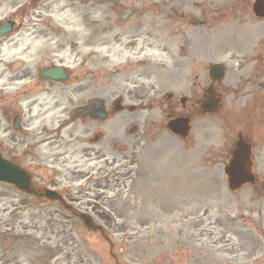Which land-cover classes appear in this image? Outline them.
<instances>
[{"label": "flooded vegetation", "instance_id": "flooded-vegetation-1", "mask_svg": "<svg viewBox=\"0 0 264 264\" xmlns=\"http://www.w3.org/2000/svg\"><path fill=\"white\" fill-rule=\"evenodd\" d=\"M58 1L62 2L60 7ZM74 1L85 6L95 3L29 0L26 4L25 0H0V15L13 11V20L19 25L17 39H11L16 31L0 37V48L17 47L19 56L0 57L1 70L7 75L5 87L9 89L7 94L0 92L5 148L10 153L17 152L13 158L29 176L31 195L70 209V217L79 214L73 207L93 189L100 193L93 192V199L100 200L109 191L119 194L127 179L148 183L151 174L143 169V160L150 158L146 150L159 129L170 133L166 124L174 118H189L192 125L202 112L203 100L210 96L219 99L218 113L223 108L224 95L231 92L229 84L213 81L210 75L217 51L210 34L217 17L210 8L202 7L203 2L190 1L188 7H197L193 13L191 8H183L181 0L164 2L161 9L159 4L153 7L152 1L136 7L133 3L115 5L112 0H101V8L80 9L72 6ZM76 14L81 28L74 30L67 17ZM258 54L244 63L258 59L264 73V56L259 58ZM74 61L81 65L80 70L71 65ZM54 66L63 68L61 77L52 79L40 73ZM260 78L253 66L246 71L250 93L243 96H250L247 103L255 94L264 92ZM101 98L103 111L91 102ZM33 105L43 107L41 116L45 111L61 109L58 124L55 126V120L51 124L43 121L39 128H32L31 119L38 115L27 114ZM122 111L132 112L133 119L106 128L107 120ZM101 113L107 118H102ZM256 117L259 116L254 115L253 120ZM16 118L18 127L14 129ZM254 135V131L243 132L249 141ZM42 143L53 146V155L38 158L41 154L37 147ZM72 143L73 151L80 152V158L85 160V173L78 169L79 158H71V166L66 164L69 155L65 156L63 147ZM44 158L52 161L51 169L37 164L46 162ZM57 170L67 174L70 171L67 180L77 181L79 175L86 179L80 187L69 190L61 187V179L55 176ZM47 189L60 191L63 198L48 199Z\"/></svg>", "mask_w": 264, "mask_h": 264}, {"label": "rangeland", "instance_id": "rangeland-1", "mask_svg": "<svg viewBox=\"0 0 264 264\" xmlns=\"http://www.w3.org/2000/svg\"><path fill=\"white\" fill-rule=\"evenodd\" d=\"M112 1L115 5L138 6L150 0ZM177 1L152 0L153 7L159 4L160 9L164 2ZM190 1L193 0H181L185 3L183 8H191L195 13V5L187 6ZM196 1L203 2L202 7L210 8L217 17L210 34L217 45L214 61L226 64L222 83L229 84L230 89H234L230 84H235L238 93L225 94V105L218 115H197L192 133L183 141L159 129L152 146L145 149L150 156L143 160V169L151 174L148 183L127 179L119 194L109 191L100 200L93 199L95 189L86 193L75 208L92 211L103 227L102 233L86 229L78 217H69L63 207L39 203L35 196L0 182V264H264V92L248 99L249 103H244L241 95L250 93L245 73L252 66L256 77L262 76L260 81L264 82L258 59L244 63L257 53L259 58L264 56V20L253 15L254 0ZM61 3L58 1L57 7ZM72 6L103 7L75 1ZM3 15L7 13L0 17ZM67 18L74 30L81 28L77 14ZM18 29L17 24L11 39H17ZM206 33L208 29L203 37ZM8 54L18 58V48H0V57ZM71 65L75 70L81 69L77 61ZM2 66L0 63V91L7 81ZM35 105L30 112L26 111L27 116L38 115L31 119L32 128H39L43 121L51 124L55 120V126L58 124L61 109L45 111V116H41L43 107ZM254 115L259 117L253 120ZM114 116L107 120L106 128L133 119L132 112L122 111ZM1 118L0 115V149L7 150L2 126L5 122ZM239 131L255 133V181L231 191L223 165ZM74 144L59 151L69 155L68 166L72 165L71 158H79L78 169L85 173V160L80 158V152L73 151ZM37 149L41 154L38 158L54 153L49 143H42ZM140 152L138 149L137 157ZM43 160L46 162L41 165L50 168L52 161ZM67 175L70 171L67 174L58 170L56 177L64 187H79L81 176L73 181L67 180Z\"/></svg>", "mask_w": 264, "mask_h": 264}, {"label": "water", "instance_id": "water-1", "mask_svg": "<svg viewBox=\"0 0 264 264\" xmlns=\"http://www.w3.org/2000/svg\"><path fill=\"white\" fill-rule=\"evenodd\" d=\"M255 13L259 16L264 15L263 0H255L253 4ZM220 68V66H218ZM48 75H53L54 70L44 71ZM210 106V105H209ZM212 106V105H211ZM210 106V107H211ZM249 147L243 141L236 143V148L232 151V157L225 166V172L228 174V184L231 189L239 187L246 181H252V174L245 168L249 164ZM0 180L14 183L22 188H27V178L24 173L9 161L4 159L0 154ZM85 225L90 229H95L96 226L87 217L83 216Z\"/></svg>", "mask_w": 264, "mask_h": 264}]
</instances>
